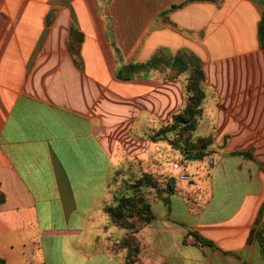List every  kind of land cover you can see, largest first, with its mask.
I'll return each instance as SVG.
<instances>
[{
  "label": "crops",
  "instance_id": "0c3cea01",
  "mask_svg": "<svg viewBox=\"0 0 264 264\" xmlns=\"http://www.w3.org/2000/svg\"><path fill=\"white\" fill-rule=\"evenodd\" d=\"M183 1L0 0L2 264H125L113 249L123 231L104 207L120 169L151 173L167 148L146 135L183 107L185 74L117 72L159 47L202 60L207 96L195 133L213 134L215 162L189 161L197 162L189 185L169 195L168 208L154 197L151 250L164 264H264L258 242L246 240L264 173L229 154L251 150L264 164V0L191 1L160 14ZM71 24L83 33L77 59L67 46ZM207 212L225 216L204 220Z\"/></svg>",
  "mask_w": 264,
  "mask_h": 264
},
{
  "label": "trees",
  "instance_id": "16d2710c",
  "mask_svg": "<svg viewBox=\"0 0 264 264\" xmlns=\"http://www.w3.org/2000/svg\"><path fill=\"white\" fill-rule=\"evenodd\" d=\"M191 1L216 2L218 0H185L180 3L171 4L167 9L161 11L160 14L166 15L173 10L183 7ZM257 34L259 45L264 47V8L261 11V16L258 21ZM82 41L83 33L71 24L69 35L67 37V46L76 59L80 57ZM202 64L201 58L187 48H181L175 54H171L164 47H159L147 61L124 65L117 72L119 77L129 78V76L135 72L149 69H163L164 67H167L169 69L167 74L168 79H174L181 73L185 74L183 107L179 111L172 113L165 124H160L158 127L153 128L146 136L155 143L166 141L171 147L179 150L183 155V158L188 161L202 160L204 157L213 153V151L209 149V146L213 142V134L199 136L195 133L203 115V103L207 96ZM170 135L173 136L170 137ZM229 154L254 160L264 173V164L254 159L251 150H236L229 152ZM175 183V178L170 176L166 180V186L161 189L158 188L156 192L157 196L163 201L167 208L170 202L169 195L179 191L176 190ZM142 185L156 188L157 178L149 172L141 173V175L131 181L127 188L128 190H131L132 193L116 196L112 203L105 205L104 211L114 225L124 229L133 230L134 232V230H136L135 222L148 224L155 219L151 203L138 191ZM164 192L165 194L163 195ZM3 200L4 195L0 192V203ZM191 233L202 245L216 248L210 239H207L194 231ZM246 240L247 243H250L253 240L258 242L264 261V202L258 209ZM114 246L118 248H126V264H133L132 251L134 244L132 232H129L122 241L114 243ZM3 262L4 259L0 258V264Z\"/></svg>",
  "mask_w": 264,
  "mask_h": 264
},
{
  "label": "rangeland",
  "instance_id": "374dc122",
  "mask_svg": "<svg viewBox=\"0 0 264 264\" xmlns=\"http://www.w3.org/2000/svg\"><path fill=\"white\" fill-rule=\"evenodd\" d=\"M203 127V126H202ZM201 130V128H200ZM173 135H170V137H172ZM209 149H211V146H209ZM212 150V149H211ZM213 151V150H212ZM214 152V151H213ZM214 157L213 153H211V155L204 157L202 160H207L208 157ZM156 161L153 160V163L150 164L149 167H151L150 171L151 173H153L152 171H156V174L160 175H154V177L157 178V187L156 188H151L147 185H142L139 188V192L142 193L144 195V197H146V199L151 203L154 200V197H158L157 196V189H161L164 188L166 186V180L168 179V177L173 176L176 180L175 186H176V190H184L188 185H189V181H185V180H179L176 178V174L180 171H185L190 175L192 174V171H190V169H192V167L194 166V163L197 162H190L189 164V168H187V163H189L188 160H185L183 158V155L180 153L179 150L171 147L170 144H168L167 148L164 150H160L159 156L156 157ZM201 160V161H202ZM209 162V161H208ZM177 163V164H176ZM160 164V165H158ZM179 164V165H178ZM163 166V168L165 169L164 171L160 172V167ZM129 168V169H128ZM137 170V165L136 166H129V167H123L122 169H120L119 174L117 175V178L115 179V181L112 183L113 184V197L111 199V201L109 202L112 203L114 201V198L116 196H120L121 194H129L132 193L131 190H128L127 188L129 187L130 183L132 180H134L136 177H138L139 175H141V171L140 173L134 174L133 172H135ZM143 172V171H142ZM126 179V180H123ZM217 190L220 191H224V184H217L216 186ZM165 194V192L163 193V195ZM159 206H155L154 205V213H159ZM176 216H178L179 219L182 220H186L185 217L183 216L184 211L179 210L176 213ZM224 213H218L215 212V214H210L207 212V214L204 216V220H209V219H220L222 217H224ZM112 223V222H111ZM113 224V223H112ZM114 225V224H113ZM150 226L151 223L148 224H143V223H137L135 222V228L136 230H128V229H124L118 226H113L115 231H123V235H120V238L118 239H113L116 240L114 241V243H116L117 241H122V239L129 233L132 232V238H133V251H132V258H133V264H164L163 260L155 254V252H153L152 246H150V236H151V232H150ZM113 237H115V233H113ZM113 243V249L115 250H120L122 253H124V261L126 264V254H127V249L124 247H115ZM200 264H204V263H200Z\"/></svg>",
  "mask_w": 264,
  "mask_h": 264
},
{
  "label": "built area",
  "instance_id": "2783aa9c",
  "mask_svg": "<svg viewBox=\"0 0 264 264\" xmlns=\"http://www.w3.org/2000/svg\"><path fill=\"white\" fill-rule=\"evenodd\" d=\"M209 161V164L210 165H213L215 160L213 157H208L207 159ZM177 164V163H176ZM179 165V164H178ZM176 178L179 179V180H185V181H189L191 179V175L188 174L187 172L185 171H180L176 174Z\"/></svg>",
  "mask_w": 264,
  "mask_h": 264
}]
</instances>
